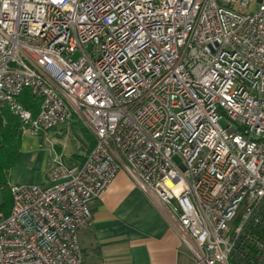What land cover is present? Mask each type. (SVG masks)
I'll use <instances>...</instances> for the list:
<instances>
[{
	"label": "built area",
	"instance_id": "1",
	"mask_svg": "<svg viewBox=\"0 0 264 264\" xmlns=\"http://www.w3.org/2000/svg\"><path fill=\"white\" fill-rule=\"evenodd\" d=\"M4 109L22 134L76 120L95 144L81 163L50 161L51 186L10 184L0 264H86L78 232L121 171L197 264H236L264 209V0H0ZM245 251L264 264V242Z\"/></svg>",
	"mask_w": 264,
	"mask_h": 264
},
{
	"label": "crops",
	"instance_id": "2",
	"mask_svg": "<svg viewBox=\"0 0 264 264\" xmlns=\"http://www.w3.org/2000/svg\"><path fill=\"white\" fill-rule=\"evenodd\" d=\"M75 124L74 121L64 123L79 127ZM79 128L77 136L83 153L68 157L70 164L81 163L85 158L88 139L83 126ZM30 138L23 135L19 162L26 159L38 163L42 174L31 180L21 173L15 176V181L51 186L54 181L47 177L49 163L38 153L37 143H29ZM90 207L93 224L78 232L86 264H197L168 210L143 191L127 172L121 171L107 189L90 201Z\"/></svg>",
	"mask_w": 264,
	"mask_h": 264
},
{
	"label": "trees",
	"instance_id": "3",
	"mask_svg": "<svg viewBox=\"0 0 264 264\" xmlns=\"http://www.w3.org/2000/svg\"><path fill=\"white\" fill-rule=\"evenodd\" d=\"M20 101L25 107L31 109L34 114L37 113L40 100L36 98L31 90L27 89L20 97ZM87 136L86 154L95 144V139L85 128L83 130ZM21 121L9 109H4L0 112V151L8 150V155L5 159H0V185L2 186V203L0 209L4 216H8L12 205V196L9 183V167L13 163V156L21 148L20 141L22 140ZM85 154V156H86ZM83 156V157H85ZM84 160V159H83ZM264 209H261V220L257 223H251L246 228L244 234L241 236L239 244V253L235 256L234 262L236 264H245L247 247L255 248L256 244L261 241L264 242ZM244 257V258H243Z\"/></svg>",
	"mask_w": 264,
	"mask_h": 264
},
{
	"label": "rangeland",
	"instance_id": "4",
	"mask_svg": "<svg viewBox=\"0 0 264 264\" xmlns=\"http://www.w3.org/2000/svg\"><path fill=\"white\" fill-rule=\"evenodd\" d=\"M258 7V4L255 3L250 6L251 13H253ZM77 122L76 120H71L69 122ZM229 123L227 117H223L220 120V124L226 127ZM76 126L82 127L81 123L77 122ZM74 126V125H73ZM79 127H70L64 124H61L57 128H54L48 131L45 136H35L30 133H25L23 135H29L30 141L29 143H37V147L39 149L38 153L41 154L46 161L49 163L53 159H63L67 162L68 157H70L73 153H83V149H80L82 142L78 139V132H80ZM92 135V134H91ZM93 136V135H92ZM94 137V136H93ZM23 139V136H22ZM95 139V137H94ZM26 141V140H25ZM22 144V140L20 141ZM20 151V150H19ZM19 151L17 154L13 156V163H11L9 167V183L17 184L15 181V176H20L21 173L26 176V178H30L31 180H35L37 177H40L42 172L38 171V163L34 161H27L26 159L23 163H20ZM8 155V150L4 149L0 151V159H5ZM178 162H180L179 157L175 158ZM14 175L12 179L11 176ZM26 185H39V184H26ZM2 186L0 185V195H2Z\"/></svg>",
	"mask_w": 264,
	"mask_h": 264
}]
</instances>
